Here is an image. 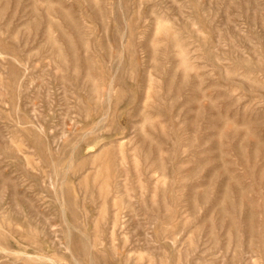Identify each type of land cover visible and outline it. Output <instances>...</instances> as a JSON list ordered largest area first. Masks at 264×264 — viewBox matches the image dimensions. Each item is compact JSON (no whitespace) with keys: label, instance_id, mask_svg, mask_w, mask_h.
<instances>
[{"label":"rangeland","instance_id":"374dc122","mask_svg":"<svg viewBox=\"0 0 264 264\" xmlns=\"http://www.w3.org/2000/svg\"><path fill=\"white\" fill-rule=\"evenodd\" d=\"M0 264H264V0H0Z\"/></svg>","mask_w":264,"mask_h":264}]
</instances>
